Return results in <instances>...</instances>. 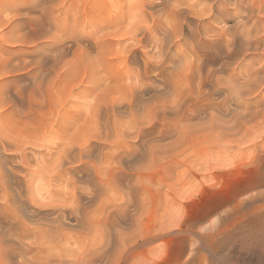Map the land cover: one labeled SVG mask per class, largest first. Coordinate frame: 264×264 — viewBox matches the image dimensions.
<instances>
[{
    "label": "rangeland",
    "instance_id": "1",
    "mask_svg": "<svg viewBox=\"0 0 264 264\" xmlns=\"http://www.w3.org/2000/svg\"><path fill=\"white\" fill-rule=\"evenodd\" d=\"M125 1L127 3H125ZM250 1L253 2L254 0H245V3H251ZM131 2L133 4L134 1L131 0ZM131 2L130 0H0V134L5 135L4 138H9L11 139V141L15 140L14 143L10 142L9 140L5 141L6 139H4L2 135H0V142L5 141L4 143L1 142L0 146L2 145V143L6 145L9 143L12 147L15 146L12 144L16 143V146H18V149L16 148V146L13 147L14 149L16 148L15 151L11 147H9V149L7 147L8 151L5 150L3 145L0 147V151H4L3 153H5L1 154L0 152V155H5V157L8 156V160H6L5 157L2 158H5V160H3L4 164L0 168V170L2 168L3 170L6 169L4 173L0 171V181L4 182L5 180V182H2V184L0 185V194H2L1 196H3V194L5 193L3 197H0V264H69L70 262L74 264H84L85 262H82L86 261L87 259L90 260V258L92 257L91 254L97 257L96 259L98 262L101 259V261L99 262H102L101 264H108L110 262H113L110 264H264V100L260 98L257 99L258 104L257 102H253V100L251 103L252 107H248L249 110L245 111H249V113L250 111L254 112V110L259 111H257L258 113L256 112L257 114H255V118L251 117V119L253 118L252 120L254 121H251L250 118L246 119L248 120V122L246 121L247 124L242 121V114L240 115V117H238V108L233 103L232 105L230 104V102L228 103L233 108L228 106L227 103L225 104V102H227L225 97H219L218 99V96H214L218 99H213L216 103H221L223 101V103L225 104V106H223L225 108H223V110L220 112H218V109L217 112L216 110H207L206 107L204 108L207 111H204L202 105L198 108L196 107V110L195 108L193 109L192 106H187L185 107V109H183V111H181V113H178L177 115L173 114L172 112L170 113H172L173 115H170L169 111L167 110L165 113L171 118L164 113L165 118L163 117L164 120H162L163 122H165L161 123L160 121L158 123L159 129H157V131H155L154 133H148L142 145L143 148L141 147L140 149H138L139 151L142 150L141 152L138 151L140 154L138 153L137 155L138 157H140L138 158L140 160L138 161L137 159L133 162H135L134 164L137 165V162L142 161V163H139L140 167L137 166L138 168H134L139 169L138 171H134L132 168V172H137H133L134 174H132L136 177L138 175L136 179L135 176L131 175L132 178L130 177V179L126 182L119 181L118 179H112L115 178L113 177V174V176H111V174L109 173V175L107 174L109 168L107 169L105 167H109L107 166V162L109 165V161L107 156H105L104 154L106 153V155H109V151L114 152V150H112L110 146L107 147L111 149H109V151L107 150V148L103 150H100L101 148H98L99 150H96V148L94 151L95 155L93 154L94 158L97 153L100 156V159H98V156H96L97 159H94L95 161L99 160V165L97 166V162H93V165L96 164L97 167L94 165L95 168H99L100 171L102 169L103 173L97 169V172L99 171V174L102 173V175H99V177H102V180L100 178V181H103L101 187L99 186L100 183L88 178L89 181H87L86 179L81 182V184H77L76 187L79 188L78 190H75L76 187L73 186L74 181H68V177L63 178L64 182L63 180L56 181V179L52 177L55 173L54 170H51L54 165V163L51 164V162L55 161L53 160L54 158L52 156H55L53 155V153L56 154L55 150L60 151V149L62 148L60 147L59 149V145H61L59 143H63L61 139L63 138L64 141H67L64 142V145L65 143L68 144L71 138V142L74 141L73 143H75L76 140V143L86 142L85 139H88L86 137L90 138V134L93 131V128L91 127L95 128L98 126L97 119L95 118L94 120L92 117H89L90 121H95H93V124H91L90 121H87L88 118L86 119V117H88V115H86L85 113L89 110H92V108L90 107L91 104L94 105V100H96L98 96L100 97V99H103V101L108 103L115 102V99L117 102L118 98L119 101L122 100L120 96H123V94H121L122 92H119L120 90L117 91V88H113L112 90L106 92L92 91V84L88 82V79H86V74L84 70H82L83 68L80 67V65L83 61L81 59V55L87 50L88 52L90 51L89 55L91 57L96 55V51L93 52L94 50H96V48L94 49V47H89V43H94L97 40V37H99V35L97 36L98 33L94 28L95 26L98 27L107 25L109 21H113L115 19V22L113 21V23H115L113 29L115 31L119 29L120 33L117 32L119 36L110 39V42H112V44H110L109 50H121L124 45L128 44V42L131 43V41L128 39L129 33H123L124 28L126 29L125 31L130 30L127 25L129 20L126 19L123 21L127 22L126 24L124 23L125 25L120 24V26L122 25V28L124 26L123 29L121 27H117V29L115 26L116 22H118V20L120 21V19L123 17V11L126 13L127 9L128 11L130 10L129 8L132 9V6L129 5V3ZM229 9L231 10V7H229ZM110 11L112 13L114 12L113 14L115 16L117 13L122 11L120 15L117 14V16H120V19L117 16L115 17ZM256 14L259 16H257ZM256 14H251L250 17L252 18L250 20L241 18L245 15H242L240 18L238 16L231 18L228 17V19H226V26L225 24H223L225 28L228 27L227 29H229V27L232 26L233 23L237 24L240 19L241 21L243 19L245 21L249 20L250 24H248L249 21H244L246 25L244 24V22V25L241 23V21L239 22L241 24L239 26V32L245 33L248 27H250L251 29L253 28L256 32H252L253 34H251V36L254 37V40L256 37L258 39H256V41L260 42L254 43L251 47L253 49L250 48L251 50H248V52H243L246 51L244 50L245 48L240 51V53H246V56L244 58L245 60L247 59L243 62V67L241 68L240 72H246V69H248L249 66L250 68H259L260 62L262 64L260 65V68L264 67V35H262L264 32L256 30L257 28L259 30H263L264 25H261V22L264 20V14L262 15L261 13L262 16L258 13ZM110 15L114 17L112 18ZM255 15L257 17V20L258 18L262 20L258 22L260 24L259 27L262 26V28L257 27L259 24L255 23ZM133 20L129 24L133 25L136 24V21H140V19H135L134 21ZM223 25H216V28H218L219 30V28ZM250 25L254 26L251 27ZM126 27H128L129 29ZM240 27L242 29H240ZM258 32H260V34ZM255 33H258L261 38L259 36H255ZM121 34H123L125 37H120ZM186 34L188 35V32H186ZM208 36L206 37L207 39L209 38L208 40H210V38L211 40L217 39L213 34H209ZM237 37L236 40H242V36L237 35ZM207 39H204V41H206ZM256 44L257 46L258 44L259 46L261 44L262 45L261 47H257ZM179 47L180 46H177L175 48L174 53H181L182 51H184L183 47H180L182 50ZM256 47L257 51H254ZM186 52L187 50H185V52L181 54L184 55ZM224 56L225 59L222 63H225V60L227 59L226 55ZM243 56L244 55H241V58H243ZM249 56H253L254 58L252 57V59ZM250 59L252 61L251 63L248 61ZM229 60L227 62H232ZM113 62L116 65L119 64L116 59ZM246 62L250 64L248 65L246 64ZM244 63L246 66L244 65ZM232 65L233 64H230V66L228 67L229 71H231L230 69L232 68ZM215 67L219 68V64ZM233 67H235V65H233ZM243 68L245 70H243ZM233 69L234 68H232V70ZM223 70L220 71L221 73L219 72L221 76L219 75V73L217 74L216 80H218V77H220L221 83H226L222 82V78L225 81L226 79L228 80L230 72L228 73L227 69L224 71ZM204 75L205 74L203 73L204 80H202V82L204 83V85L200 86L198 85L200 81H196L193 82L191 86L192 88L194 87L193 89H197L200 86L199 88H203V90L206 89L205 91L202 90L204 93L207 90L208 91L206 93H208L211 89V83L207 81L208 76ZM206 75L208 74L206 73ZM169 82H171V80ZM168 89L169 88H167L164 93H161V96H164L161 97L162 102L164 100L163 98L167 97L165 98V100L168 99L169 101L166 100L164 102L169 106H176L175 102L177 103V101L179 103L178 105H180L184 101V97L179 100L181 95L179 93L182 92H179L180 90L173 91L172 88H170L171 91ZM150 94H152V92H149L148 94H146V96H151ZM175 95H179L177 99ZM7 97L8 99H6ZM2 98H4L5 100L3 99L2 101ZM172 102L174 103V105ZM192 102L193 101L190 102L189 100V102L187 101L186 104L190 105L192 104ZM29 103L36 105H31L34 106V108H28ZM171 103L172 105H170ZM59 104H62L63 108H65V110L63 109V111L66 112L62 115H66L63 118L67 120V123L70 122V125L63 124L66 125L63 126L59 123V119H57L56 117V107ZM151 104L152 103L146 104L148 105V107H146L148 110L146 109L147 111L145 113L144 110H142L143 108H139L140 106H138V108H134V115L133 113L130 114L128 112V115L127 113L125 115V113L123 112L126 111V109H124V111L123 109H121V113H119L118 118L116 117L117 119L112 116V121H109L108 123L104 121L107 125L103 122V120H101L102 124L104 125H100L101 128L99 126V128H95L94 132H96L97 129V133L105 131V125L109 129H112L113 126L117 123V127L114 126L115 129L113 128L112 131L106 128L107 130L111 131L112 136H114L116 132H121V128L124 131L131 130L132 125H135L133 121H135L136 119L150 122L151 116L153 115L152 112H150L152 108L150 107ZM252 104H254L255 107ZM74 105H77L76 109ZM80 105L82 106L81 109H79V107H81ZM139 105L142 106L141 103ZM256 105H258L257 108ZM35 106H37L38 108L41 107L40 110L37 109L38 111L36 110V112L35 109L37 107ZM71 106L73 107L71 108ZM226 107H229L232 111L229 110V108L226 109ZM241 107L238 111L239 114L243 109V106ZM83 108L85 109V111ZM69 109H73V111L75 110V112L72 113V111H69ZM86 109H88V111H86ZM140 109L142 110V112L140 111ZM197 109L202 110L203 112H199ZM244 110L245 108L242 110V112ZM223 111L226 112H224V115ZM233 111L236 112V116L240 120H238V118L234 116L235 113ZM76 112L78 116L76 115ZM210 112L214 113L215 116L213 114L211 115ZM227 112L229 113V116H226ZM68 113L70 116L68 115ZM82 113L84 114L83 116H81ZM89 113L90 112H88L87 114ZM121 114L124 116L122 117ZM230 114H232L237 121L234 120L233 122L232 119L234 118H232L233 116ZM50 115L52 117H50ZM74 116H76V118ZM166 116L170 119H168ZM210 116H214V118L216 116L217 117L214 119ZM223 116L227 120V127L232 123H234L232 124V126H237H233V129L230 128L231 125L228 127V129L226 126L224 127V124L222 122L224 121L226 125V121L223 119ZM230 116L232 117L229 118ZM256 116H258L257 119ZM48 117L53 121H51V119L49 120ZM82 117L84 119H82ZM139 117L141 118L139 119ZM90 118H92L93 120ZM230 119L232 121L228 122V120ZM76 120L79 122H77ZM113 120L116 121V123ZM216 120L218 122L220 121L221 123H217ZM243 120H245V118ZM239 121L242 122L240 123ZM210 122L215 123L213 124L215 126L214 128L213 125L211 128ZM235 122H237L238 124ZM71 123H76V126ZM94 123H97L95 124L96 126L94 125ZM243 123L247 125V128H245V126L241 127ZM255 123H257L256 127H253ZM78 124L81 127H78ZM219 124L221 125L222 129L221 127H218ZM149 127L150 126H148L147 128ZM251 127L255 129L253 130V128ZM74 128H76V131L78 129V135H76L77 132L75 130L72 131V129ZM223 128H225V131H230V129H232L233 131L230 132L234 133V130L236 129L237 134L232 133L230 134V136L229 131L223 134ZM63 129L65 132L63 131ZM239 129H241V131H239ZM260 129H262L263 131ZM82 130L83 133H81ZM89 130L91 132H89ZM8 131L10 134H8L9 137H6V132ZM14 131L18 133L16 137L18 141L16 140V138L14 139V136H16V133L14 134ZM249 131L252 132L249 133ZM256 131H258V133ZM31 132L34 133L33 135L35 136V138L38 137L37 140L32 137L33 135L30 134ZM255 132L257 134H255ZM11 133H13L14 136L11 135ZM21 133H23L22 139L21 136H19L22 135ZM26 133L28 134V136H32L28 137V139ZM62 133L64 134V137H62ZM67 133L69 134L67 136V139L70 135L72 136L69 137V140H66L65 137ZM226 133L228 134V136L224 138V135L226 136ZM246 133H248V135H246ZM81 134L86 135V137L81 136ZM95 134L93 133L91 135L94 136ZM238 134H240V137H238ZM241 134H244L251 144L247 143L245 141L246 139H243L246 137L244 135L242 137ZM10 135L12 138L10 137ZM256 135L260 139H257ZM258 135H261V137ZM57 136H60L59 140ZM74 136H80L84 138L75 137V140H73ZM249 136H251L252 138ZM231 137H233L234 139ZM248 137L250 139H248ZM253 137H255V139L257 140L252 141L251 139L254 140ZM1 138L3 140H1ZM31 138L37 141H35L36 145L38 143L39 144L37 146L33 145L32 142L34 141ZM239 138H241L240 140H242V142H239ZM30 139L32 140V142H30ZM91 139H94L95 144L99 143V141L96 140V137H92ZM20 140L21 142L23 141L22 143H26L25 146L24 144L19 143ZM251 141L253 142V144ZM52 142L56 143L55 146L57 145V142H59L57 145L58 147L56 146V149L54 145L51 146ZM43 144L46 146L45 149L50 150L51 146L52 151L43 149ZM31 145L34 146V148H32ZM64 145L62 144L61 146ZM39 146L40 148H42L40 149ZM144 146L146 148H144ZM20 147L21 149L19 150ZM24 147L26 150L24 149ZM254 147L257 149H255ZM37 148H39L41 151H38L39 149ZM147 149L149 151H147ZM10 150H13L14 152ZM19 151H22L23 155L25 153L28 154L27 156L25 154V157L27 159L25 160L26 163H24L25 161L23 162V164L21 163L22 161L19 157ZM58 151H56L57 154ZM50 152L52 153V155ZM142 152H144L145 154ZM102 153H104V158L102 157ZM42 154H44V161L41 157ZM143 154L145 157L141 156ZM13 155H16L17 157L15 156V158L13 157ZM37 157H39L42 163ZM101 157L103 158V160ZM35 158L37 159V161ZM105 158L107 159V162ZM19 161L24 167V170L20 168L19 163H17ZM46 161L48 162L47 165H45ZM29 162L33 163V165ZM100 162H102L103 167L105 166V170L103 167H101L102 164H100ZM133 162L127 165V167H130L131 164V167H134L135 165H133ZM10 163L13 166H11ZM40 163L43 166L45 165V170L47 169L48 164L51 165L49 166L50 168L45 171L44 167H42L41 165L40 167H36ZM26 164L29 166H27ZM26 166L28 168H26ZM6 167L8 168V170H10L11 167L16 168L17 170L19 169L18 171L21 172H18V174L16 175L21 180L17 182L19 178L16 175H11ZM25 169H27L28 172ZM29 170L32 171L30 172L31 174L33 173L32 175H29ZM44 171L46 173L48 172L49 175H46ZM21 173L23 174V176H25V178H27L25 179L24 177H21ZM25 173H27L29 176ZM139 175L141 176L139 177ZM11 176L13 179L11 178ZM48 177L52 178V180H49L50 178ZM22 180H24L23 182H29L28 184L22 183ZM90 180H92L93 182ZM59 181L63 184H60ZM132 183L135 184L133 185ZM3 184H5L4 188H2ZM16 184L20 185L18 186ZM53 184L55 186H53ZM92 184H94L95 187ZM13 186L15 188H19H16V190ZM68 186H70L71 188H68ZM25 187L27 188L25 189ZM23 188L25 189V191ZM73 188L75 189L73 190ZM89 188H91V190H89ZM93 189H96L98 191L95 192L93 191ZM28 190L29 192H27ZM55 190L57 193H55ZM62 190L64 191L63 194ZM68 190L69 192H67ZM136 190H139V193ZM60 191L61 194H59ZM81 191L82 193L86 191L84 195L86 196L87 200L89 199V197L91 198V201L89 200L84 204V209L86 210H80V212L82 211L80 217H83L85 215L83 217L85 219L81 218V220L83 221L82 226L75 228L72 226L73 224L68 223L69 219L66 221L67 223L62 221V224H69L71 226L68 225L64 228L62 227L63 229L58 228L61 232H59V234L57 235V227H59L60 224L55 223L57 224L56 226L52 222L53 217L44 213V211L47 210L46 206L48 205V201L50 204L52 203L49 206L48 210L54 209L55 206L53 205H56L57 207L58 205H61V207L64 208L67 201L68 203H70V207L72 206L73 208H76V195L77 193H81ZM133 191L136 192V194ZM24 192L27 197H25V199ZM70 192L73 193V196L68 198L67 195H72ZM91 195H93V197H96L92 199ZM30 196L33 198L31 199ZM72 197L75 198L74 201ZM10 198H13V200H16V202ZM138 199H140L139 202H137ZM55 200L57 201L55 202ZM126 200L128 201V203L130 202L128 206L127 204L123 205V202L125 201L124 203H126ZM134 201L137 204H139L141 201L140 206H137ZM41 202H43L42 204L46 203L45 206H42ZM2 203L5 205L8 204V208H5L6 206ZM14 204L16 208L15 206H12ZM24 204L26 205V207ZM29 204L33 205L32 208ZM9 205H11L12 208L9 207ZM37 205H40L41 207ZM85 205L87 206V208H85ZM117 205H119L118 208ZM67 206V208H70L69 204ZM73 208L71 210H74ZM12 210L15 218L14 216H10L12 215ZM20 211L22 213V216H20ZM3 212H5L6 215ZM7 212H10L8 213L9 215H7ZM127 212H129L128 214L130 215H127ZM24 213L29 215L27 216ZM120 213L121 217L119 216ZM23 215L26 217H24ZM124 220H126V222ZM49 221L54 225L49 223ZM6 222H8L7 225H5ZM14 222L16 223L14 224ZM29 222L32 223L30 226H28ZM44 222L46 225L43 224ZM47 222L49 224H47ZM20 223H22V225ZM34 223L38 224V226L36 224L37 229ZM83 224H86V226H83ZM8 225L11 227H9ZM26 225L27 227L24 228V226ZM44 226H47L48 228ZM31 227H33L34 230H32L33 228ZM50 227L52 228V230ZM85 227L89 230H86ZM38 228L40 232L46 233L47 235L45 234L46 236H43L44 234L40 233ZM41 229L43 230L41 231ZM70 229L75 231H71ZM45 230L47 232H45ZM56 230L57 232H55ZM52 231H54L55 233ZM26 232L28 234L30 233L31 236L29 237L28 234L24 235ZM106 232L108 233L106 234ZM60 233H64V236ZM66 234L67 236H70V238L68 237L65 240L63 238H65ZM21 235L23 238L21 237ZM38 235H42V238H52H44L43 240ZM59 235H61L60 238ZM141 237L142 240H140ZM143 237L146 240L148 239V242ZM17 238L19 241L17 240ZM106 239L108 241L111 239V242H105L108 248L103 245ZM112 239H114V241ZM100 241H103V243H101ZM143 241L145 242L142 243ZM97 242L99 243L97 244ZM134 243L135 245H133ZM94 244L96 246L100 244L102 250H99V248H94L96 247ZM100 245L98 247H100ZM134 246L135 248H133ZM111 247L115 249H112ZM89 249L92 251V253ZM106 249L108 251L112 250V252L109 251L107 253L104 251ZM123 249H126V252ZM29 250L31 251L29 252ZM86 250L90 252H87V254L91 255L88 256L89 258L86 257L87 255H85ZM96 250H99L101 252H96ZM94 253H99V255L101 253V255H103L104 257L101 255L99 256L98 254L94 255ZM119 253L122 257H119ZM109 255L110 257H107L106 259V256ZM83 256L85 259L83 258ZM79 258L82 259L79 260ZM92 258L94 259L95 263V257ZM92 258L91 260H93ZM119 259L120 261H118ZM73 260L74 262H72ZM106 260L107 262H110L107 263ZM68 261L70 262L67 263ZM97 261L96 263L99 264ZM85 264H87V262Z\"/></svg>",
    "mask_w": 264,
    "mask_h": 264
},
{
    "label": "bare ground",
    "instance_id": "2",
    "mask_svg": "<svg viewBox=\"0 0 264 264\" xmlns=\"http://www.w3.org/2000/svg\"><path fill=\"white\" fill-rule=\"evenodd\" d=\"M132 1H134L133 2V4H132V2H131V0H130V2L131 3H129V5L130 6H132V9L131 8H129L130 10L128 11V9H127V12L125 13L123 10V13H124V15H123V17L121 18L122 19V21H121V19H120V13L122 12V11H120L119 13H117V14H119L118 16H117V14H116V16L117 17H119V19H120V21L118 20V22H116V28L117 27H121L122 28V25L120 26V24H126L127 22H123L124 20H129V22H128V27L130 28V30H127V31H125L126 29L124 28V26H123V33H129V40L131 41V43H129L128 42V44H126V45H124V47L121 49V50H117V51H114V50H109V48H110V44H112V42H110V39H113V38H115V37H117V36H119V34L117 33V32H119V29L118 30H114L113 29V27H114V24L115 23H113V21L115 20H113V21H109V23L107 24V25H104V26H93L94 28H95V30H96V32L98 33L97 34V36L99 35V37H97V42L95 41L94 43H92V42H90L89 43V47L91 46V47H94V49L96 48V50H94L93 52H95L96 51V55L95 56H90L89 55V52H88V50L85 52V53H83L82 55H81V59L83 60L82 61V63H81V65H80V67H82L83 69L82 70H84V72H85V74H86V79H88V82L89 83H91L92 84V91H94V92H96V91H98V92H106V91H109V90H112L113 88H117V91L118 90H120L119 92L121 93V94H123V96H120L121 98H122V100H120L119 101V98H118V101L116 102V99H115V102H105V101H103V99H100V97L98 96L97 97V99L96 100H94L95 101V103H93L94 105H92L91 104V107L90 108H92V110L90 111H88V109H89V107H88V109H86V111H88V112H92L91 114L89 113V114H87L88 112H85L86 113V115H88V117H86V119H87V121H90L89 120V117H92L94 120H95V118L97 119V121H98V124L97 123H94V125L95 124H97L100 128H101V126L102 125H104V124H102V121L101 120H103V122L104 121H106L107 123L109 122V121H112V119H111V117L113 116L114 118H118V115H119V113H121L120 111H121V109H123V111H124V109H126V111H124L123 113H125V115H126V113L128 112V113H133V115H134V108H138V106H140L139 108H143L142 110H144V113L148 110L146 107H148V105H146V104H150V103H152L151 105H150V107H152L151 108V110H150V112H152V116H151V121L150 122H145V121H143V120H141L140 118L141 117H139V119L140 120H138V119H136L135 121H133L134 122V124L135 125H132V127H131V130H122V128L120 129V131L121 132H119L118 131V133L116 132V134L114 135V136H112V133H111V131H112V129L114 128L115 129V127H117L116 126V121H114L115 123V127L113 126V128L112 129H109L108 127H106V125H105V131H102L101 133L100 132H98L97 133V131H98V129H97V131L96 132H94L95 131V128H99L98 126L97 127H91V128H93V131H92V133L91 134H95L94 136L93 135H91L90 133V138L89 137H86V135H83V134H81V136H85L86 138H88V139H85L86 140V142H82V143H76V141H75V143H73V142H71V139H70V142L71 143H73V144H71L70 142L68 143V144H66L65 143V145H64V142H67V141H64L63 140V138L61 139L62 141H63V143L61 142V143H59V142H57V145H58V143L59 144H63L64 146H61V145H59V149H60V147H62L61 149H60V151H58V150H55V153L57 154V152L56 151H58V154L56 155V154H54L53 153V155H55V156H52L54 159L53 160H55V161H53V162H51V164H53L54 163V165H53V168L51 169V170H54V176H52L53 178H55L56 179V181H58V180H63V178H66V177H68V181H70L71 180V182H73V186H75L76 187V185L77 184H81V182H83L84 180H86L87 179V181H89L88 180V178L89 179H93V180H95L96 182H98V183H100L99 184V186L101 187L102 186V184H103V181H100V178H101V180H102V177H99V175H102V169H101V171L99 170V168H97L100 172H102V173H98L97 172V169L95 168V166H96V164H97V166L99 165V160H97V161H95L94 159L96 158V156H98L99 158L98 159H100V156H99V154L97 153V155L95 156V158H94V155H95V149L96 150H99L100 148V150H103V149H106L107 147H109L110 146V148H112V150H114V152L113 151H109V149L110 148H107V150L109 151V155H106V153L104 154V153H102V155L104 154L105 156H107V158H108V161H109V165H108V162H107V159L105 158V160H106V162H107V166H109V167H105V168H109V170H108V172H107V174L109 173V174H111V176H113V177H115V178H112V179H118L119 181H127V180H129L130 179V177H131V175L132 174H134V173H137V172H134V171H138L139 169H134V168H138L137 166H139V163L141 162L142 163V161H140V162H137L138 163V165L137 164H134L135 162H133L134 160L136 161L138 158H140V157H138L137 155H138V153L139 152H141V151H139L138 149H140L141 147H142V145H143V143H144V141H145V139H146V135L148 134V133H154L155 131H157V129H159L158 127V123L161 121V123L163 122V117H164V113L168 110L169 111V114L170 115H173V114H178V113H181V111H183V109H185V107H187V106H192V108L194 109L195 108V110H196V107L198 108V107H200L201 105H202V107L204 108V107H206V109L208 110H211V111H213V110H216V112H217V109L219 110L218 112H220V111H222L223 110V108H225V107H223V106H225V104L227 103V105L228 106H230L231 107V105H232V103L238 108H236L238 111H239V108L241 107V106H243V109L245 108V110L242 112V110H241V112H240V114H239V112L237 111V115H239L238 117H240V115L242 114V116H241V118H242V121H244L245 123H246V121L248 122V120H246V119H249L250 118V120L251 121H254V120H252L251 119V117H254L255 118V114H257L259 111L258 110H254V112H251L250 111V113H249V111H247V112H245L246 110H249V108H250V106H251V103H252V101L253 102H257V99L258 98H260V99H262V100H264V67H262V68H260V65H262L261 64V62H260V65H259V68H250V66H249V68L248 69H246V72L245 71H242V72H240L241 71V68L243 67L242 65H243V62L244 61H246L245 60V54L246 53H240V51H242L244 48V50H246V51H243V52H248V50H251V49H253V48H251L252 46H253V44L254 43H256L257 41H256V37H255V40L253 39L254 37H252L251 36V34H253L252 32H254L255 30L252 28H250V27H248L247 28V31L245 32V33H241V32H239L240 30H239V26L241 25L239 22L241 21V19H240V21H238L237 22V24H232V26H230L229 27V29H227V28H225V26H226V19H228V17H235V16H238L239 18L242 16V15H245V16H242L241 18H244V19H251L252 17H250L251 16V14L252 15H254V13L256 14V13H258V14H260L261 15V13H262V15L264 14L263 12H264V0H254L253 2L252 1H250L251 3H245V0H132ZM129 2V1H128ZM125 3H127L126 1H125ZM126 6H127V4H126ZM125 6V7H126ZM229 7H231V10L229 9ZM110 10H112V9H110ZM115 11V10H114ZM244 11V12H243ZM111 12V11H110ZM246 12V13H245ZM112 13V12H111ZM114 13V12H113ZM112 13V14H113ZM122 13V14H123ZM114 15V14H113ZM257 15V14H256ZM256 15H255V20H256V22L255 23H258V22H260V21H262L260 18H258V20H257V17H256ZM261 15V16H262ZM111 16V15H110ZM109 16V17H110ZM115 16V15H114ZM113 16V17H114ZM115 16V17H116ZM122 16V15H121ZM257 16H259V15H257ZM112 17V16H111ZM112 17V18H113ZM237 17V18H238ZM118 19V18H117ZM116 19V20H117ZM130 19H136V20H138V19H140V21H136V24H133V25H131V24H129L130 22H132V20H130ZM242 20L241 21V23L243 24V22L245 21V20ZM111 20V19H110ZM133 20V21H134ZM248 20V21H249ZM228 21V20H227ZM248 21H245V22H248ZM115 22V21H114ZM245 22H244V24H245ZM253 22H254V20H253ZM263 22H264V20L261 22L262 24L261 25H264L263 24ZM113 23V24H112ZM236 23V22H235ZM124 24V25H125ZM223 24H225V26L223 25ZM243 24V25H244ZM248 24H250V21H249V23ZM247 24V25H248ZM252 24V23H251ZM259 24V23H258ZM126 25V26H127ZM216 25H223L222 27H220L219 28V30H218V28H216ZM246 25V24H245ZM251 27H253L254 25H250ZM256 26H257V24H256ZM260 26V24L257 26V27H259ZM128 27H126V28H128ZM218 27V26H217ZM242 27V26H241ZM240 27V29H242ZM128 28V29H129ZM245 28H246V26H245ZM250 28V29H249ZM255 28V27H254ZM259 28H262V26L261 27H259ZM244 29V28H243ZM256 29V28H255ZM245 30V29H244ZM256 30H258V31H260V32H264V27H263V30H259L258 28L256 29ZM186 32H188V35L186 34ZM256 32V31H255ZM260 32H258L259 34H260ZM120 33V32H119ZM122 33V32H121ZM127 33V34H128ZM257 33V34H258ZM127 34H125V35H127ZM209 34H213L214 36H216V38L217 39H215V40H211V38H210V40H208L206 37L209 35ZM256 34V33H255ZM255 35V36H259V34L258 35ZM262 34V33H261ZM121 35H123V34H121ZM120 35V37H125L124 35L123 36H121ZM237 35L238 36H242V40L240 41H238V40H236V37H237ZM262 35H264V33L262 34ZM261 35V36H262ZM211 36V35H210ZM246 36V37H245ZM209 37V36H208ZM260 37V36H259ZM258 37V38H259ZM263 37V36H262ZM238 38V37H237ZM241 38V37H240ZM261 38V37H260ZM204 39H207L206 41H204ZM239 39V38H238ZM258 40V39H257ZM240 42V43H239ZM262 42V41H261ZM263 42H264V39H263ZM257 43H260V42H257ZM116 44V43H115ZM262 45V44H261ZM261 45L259 46V44H258V46L259 47H261ZM177 46H180V47H183L184 48V51H182L181 53H183V52H185V50H187V52L184 54V55H182L180 52H178V53H180V54H178L177 52H175L174 53V50H175V48L177 47ZM256 46H257V44H256ZM257 46V47H258ZM263 46H264V44H263ZM179 47V48H180ZM257 47H256V49H254V51L256 50L257 51ZM111 48H112V46H111ZM251 48V49H250ZM181 49V48H180ZM260 49V48H259ZM182 50V49H181ZM238 50H239V52H238ZM263 50H264V47H263ZM226 53H225V52ZM253 51V50H252ZM244 55L243 56V58H241V55ZM224 55H226V58L229 60V61H232V62H227L226 60H225V63H222L223 61H224V59H225V56ZM248 55V54H247ZM224 57V58H223ZM249 57H251V56H249ZM253 57V56H252ZM251 57V58H252ZM248 58V57H247ZM254 58V57H253ZM252 58V59H253ZM117 60L118 62H119V64L118 65H116L113 61L114 60ZM219 59V60H218ZM263 59V58H262ZM250 63L252 62L251 61V59L250 60H248ZM263 61V60H262ZM250 63H247L246 62V64H250ZM255 63V62H254ZM253 63V64H254ZM259 63V62H258ZM263 63H264V61H263ZM219 64V68H216L215 66L216 65H218ZM230 64H233V65H235V67H233V65L231 66L232 68H234L233 70H232V68L230 69L231 71H229L228 69V67L230 66ZM244 65H245V63H244ZM247 65V66H248ZM207 66H210V67H207ZM246 66V65H245ZM264 66V65H263ZM253 67V66H252ZM209 68V69H208ZM207 69H208V71H207ZM228 70V73L230 72V74H229V78H228V80L226 79V81L222 78V82H226V83H221V79H220V77H218L219 79V81L218 80H216V77H217V74L221 71V70ZM223 70V71H224ZM243 70H245L244 68H243ZM203 73L205 74L204 76H208L207 77V81H209L210 83H211V89H210V91L208 92V93H204L203 91H205L206 89H204L203 90V88L201 89V88H199L200 86H202V85H204V83L202 82V80H204V78H203ZM206 73L208 74V75H206ZM221 73V72H220ZM220 73H219V75H220ZM68 74V73H67ZM66 74V75H67ZM221 76V75H220ZM197 77H198V79H197ZM225 78V77H224ZM206 79V78H205ZM171 80V82H169ZM196 81H200V83H198V85H200L197 89H193L192 88V86H191V84L193 83V82H196ZM206 82V81H205ZM203 83V84H202ZM196 85H197V83H196ZM208 85V84H207ZM193 86H194V84H193ZM167 88H169L168 90H170L171 91V89L170 88H172L173 89V91H179V92H182V93H179V94H181L180 95V98H179V100H181L182 99V97H184L183 99H184V101L180 104V105H178L179 103H178V101H177V103L175 102V104H176V106L174 105V103H173V105L175 106H173V107H171V106H169L168 104H166L164 101H169L168 99H166L165 100V98H167V97H165V98H163L164 100H163V102H162V98L161 97H164L163 95L161 96V93H164V91H166V89ZM203 90V91H202ZM24 92V91H23ZM71 92V91H70ZM149 92H152V94H150L151 96H146V94H148ZM165 93H167V92H165ZM169 93V92H168ZM177 94V93H176ZM15 96V95H14ZM179 96V95H178ZM178 96H176L175 95V97H176V99H177V97ZM214 96H218V99H219V97H225L226 98V101L227 102H225V104L223 103V99L221 100L222 102L220 103H216L213 99L215 98V99H217L216 97H214ZM16 97V96H15ZM34 97V96H33ZM5 98V97H4ZM4 98H2V101H3V99ZM120 98V99H121ZM161 98V99H160ZM168 98H170V97H168ZM173 98V97H172ZM6 99H8V97L6 98ZM30 99V98H29ZM34 99H36V98H34ZM34 99H32V100H34ZM174 99V98H173ZM172 99V100H173ZM217 99V100H218ZM5 100V99H4ZM189 100H190V102L191 101H193L192 102V104H190V105H187L186 103H187V101L189 102ZM262 100H261V102H262ZM35 101H37V100H35ZM111 101V100H110ZM113 101H114V99H113ZM5 102V101H4ZM29 102H31V101H29ZM34 102V101H33ZM32 102V103H33ZM230 102V104L231 105H229L228 103ZM260 102V101H259ZM8 103V102H7ZM28 104L29 106H28V108H30V107H33L34 108V106H31V105H36V104ZM35 103V102H34ZM37 103V102H36ZM142 104V106L141 105H139V104ZM170 103V102H169ZM172 103L170 104V105H172ZM5 104V103H4ZM62 104H64V103H62ZM62 104H59L56 108H57V114H56V117H57V119H59V123L61 124V125H63V124H68V125H70V122L69 123H67V120L65 119V118H63L64 116H66V115H62L63 113H65L64 111H63V109L65 110V108H63V106H62ZM257 104H258V102H257ZM263 104V103H262ZM39 105V104H38ZM37 105V106H38ZM40 105H41V103H40ZM226 105V106H227ZM253 106H254V104H252ZM37 106H35V107H37ZM55 106V105H54ZM54 106H53V109H54ZM75 106V109L77 108V105H74ZM79 106V105H78ZM81 106V105H80ZM257 106L258 105H256V108H257ZM260 106V105H259ZM39 107V106H38ZM36 108L35 109V111L37 110V109H39L40 110V108ZM67 107H68V105H67ZM73 106H71V108H72ZM149 107V108H150ZM249 107V108H248ZM252 107V106H251ZM255 107V106H254ZM55 108V109H56ZM82 108V106L81 107H79V109H81ZM229 107H226V109H228ZM231 108H233V107H231ZM242 108V107H241ZM7 109V108H6ZM78 109V110H79ZM84 109V108H83ZM147 109V110H146ZM190 109V108H189ZM200 109V108H199ZM205 108H204V111L206 110ZM252 109H254V108H252ZM263 109V108H262ZM30 110V109H29ZM67 110V109H66ZM134 110V111H133ZM142 110L140 109V111L142 112ZM198 110V109H197ZM206 110V111H207ZM229 110H231L230 108H229ZM228 110V111H229ZM251 110V109H250ZM260 110V109H259ZM34 111V110H33ZM38 111V110H37ZM36 111V112H37ZM69 111H72V113L73 112H75V110L73 111V109L72 110H70L69 109ZM81 111V110H80ZM83 111V110H82ZM84 111H85V109H84ZM83 111V112H84ZM199 112H201L202 110H198ZM197 111V112H198ZM232 111V110H231ZM235 111V110H234ZM233 111V112H234ZM258 111V112H257ZM139 112V111H138ZM170 112H172V113H170ZM203 112V111H202ZM224 112L225 111H223V115H224ZM230 112V111H229ZM257 112V113H256ZM264 112V111H263ZM31 113V112H30ZM53 113V112H52ZM71 113V112H70ZM80 113V112H79ZM128 113H127V115H128ZM211 113V112H210ZM226 113V112H225ZM235 113V117H237L236 116V112H234ZM234 113H232V114H234ZM245 113V114H244ZM260 113H261V111H260ZM51 114V113H50ZM54 114V113H53ZM93 114V115H92ZM129 114V115H130ZM137 114V113H136ZM214 115V113H211V115ZM219 114V113H218ZM221 114V113H220ZM232 114H230V115H232ZM68 115H69V113H68ZM76 115H77V112H76ZM84 114L82 113V115L81 116H83ZM91 115V116H90ZM122 115V114H121ZM146 115V114H145ZM165 115H167L166 113H165ZM217 115V114H216ZM222 115V114H221ZM259 115V114H258ZM261 115V114H260ZM264 115V114H263ZM70 116V115H69ZM72 116H73V114H72ZM71 116V117H72ZM78 116V115H77ZM94 116V117H93ZM124 115H122V117H123ZM168 116V115H167ZM166 116V117H167ZM175 116V115H174ZM215 116V115H214ZM214 116H210V117H213L214 118ZM226 116H229V113L227 112V115ZM233 116V115H232ZM232 116H230L229 118H231ZM234 116L232 117V118H234ZM50 117H52L51 115H50ZM75 118H76V116H74ZM101 117V118H100ZM120 117V116H119ZM168 117H170V116H168ZM167 117V118H168ZM217 117V116H216ZM215 117V118H216ZM224 117V116H223ZM237 117V118H238ZM257 117L258 116H256V119H257ZM49 118V117H48ZM68 118V117H67ZM92 118H90V119H92ZM116 118V119H117ZM165 118V117H164ZM166 118V119H167ZM171 118V117H170ZM170 118H168V119H170ZM214 118V119H215ZM220 118V117H219ZM245 118V120H243ZM51 118H49V120H50ZM70 119V118H69ZM79 119V118H78ZM77 119V120H78ZM82 119H84L83 117H82ZM85 119V120H86ZM92 119V120H93ZM99 119V120H98ZM111 119V120H110ZM115 119V120H116ZM163 119V120H162ZM212 119V118H211ZM225 121H226V125H225V123H224V121L222 122L223 124H224V127L226 126L227 127V120L225 119V117L223 118ZM255 119V120H256ZM73 120V119H72ZM76 120V121H77ZM93 120V121H94ZM218 120V119H217ZM216 120V121H217ZM220 120V119H219ZM233 120V122H234V120L235 121H237L235 118L234 119H232ZM231 119L230 120H228V122L229 121H232ZM238 120H240L239 118H238ZM263 120H264V118H263ZM51 121H53L52 119H51ZM55 121H56V119H55ZM93 121H90L91 122V124H93ZM96 121V122H97ZM168 121H170V120H168ZM215 121V122H216ZM222 121V120H221ZM241 121V122H242ZM261 121H262V119H261ZM77 122H79V121H77ZM82 122H83V120H82ZM95 122V121H94ZM165 122V121H164ZM163 122V123H164ZM167 122V121H166ZM240 122V121H239ZM240 122V123H241ZM58 123V124H59ZM89 123V122H88ZM217 123H221L220 121L218 122L217 121ZM232 123V122H231ZM235 123H237V122H235ZM51 124H52V122H51ZM59 124V125H60ZM71 124H74V123H71ZM76 124V123H75ZM74 124V125H75ZM80 124V123H79ZM78 124V125H79ZM210 124H211V128H212V125L213 124H215V123H212V122H210ZM222 124V125H223ZM232 124H234V123H232ZM232 124H229V126H230V128H232L233 126H237V125H233L232 126ZM238 124V123H237ZM247 124V123H246ZM246 124H244L243 123V125L241 126V127H243V126H245V128H247L246 126ZM249 124H250V121H249ZM253 124V123H252ZM256 124L257 123H255L254 124V126L253 127H256ZM264 124V123H263ZM101 125V126H100ZM110 125H112V124H110ZM109 125V126H110ZM218 125V124H217ZM63 126H66V125H63ZM76 126V125H75ZM93 126V125H92ZM96 126V125H95ZM119 126V125H118ZM148 126H150L149 128H147ZM228 126V127H229ZM239 126V125H238ZM78 127H81L80 125L78 126ZM215 126L213 125V128H214ZM218 127H221V125L219 124V126ZM228 127H227V129H228ZM253 127H251V128H253ZM263 127V126H262ZM90 128V129H91ZM106 128H108L109 130H111V131H109V130H107ZM239 128V127H238ZM244 128V129H245ZM257 128H260V127H257ZM257 128H256V130H257ZM65 129H67V128H65ZM76 128H74V129H72V131H74ZM216 129V128H215ZM221 129H222V127H221ZM225 128H223V130H224ZM226 129V130H227ZM233 129V128H232ZM232 129H230V131H233ZM235 129V128H234ZM236 129H237V127H236ZM236 129L234 130L235 131V133H236ZM242 129V128H241ZM241 129H239V131H241ZM255 128H253V130H254ZM79 130H81V129H79ZM92 130V129H91ZM118 130V129H117ZM252 130V131H253ZM260 130H262V129H260ZM28 131V130H27ZM30 131H32V130H30ZM63 131H64V129H63ZM68 131V130H67ZM66 131V132H67ZM69 131H70V129H69ZM76 131V130H75ZM77 131H78V129H77ZM76 131V132H77ZM229 131V130H228ZM228 131H225L224 130V132H223V134H225V132H228ZM229 131V132H230ZM251 131V132H252ZM263 131V130H262ZM23 132V131H22ZM65 132V131H64ZM63 132V133H64ZM76 132H74V133H76ZM79 132H81V131H79ZM88 132V131H87ZM87 132H86V134H87ZM89 132H91L90 130H89ZM238 132V131H237ZM243 132V131H242ZM246 132H247V130H246ZM250 131H249V133H251ZM257 133H258V131H256ZM255 132V134H257ZM7 134H6V137L8 136L9 137V135L8 134H10L9 133V131L8 132H6ZM16 132L14 131V134H15ZM24 133H25V131H24ZM62 133V134H63ZM69 133V132H68ZM67 133V135L65 136L66 137V140H69V137L71 136H69L68 137V139H67V136L69 135ZM71 133H73V132H71ZM70 133V134H71ZM81 133H83V130H82V132ZM232 133H234V132H230L229 133V135L230 134H232ZM234 133V134H235ZM241 133V132H240ZM17 134L18 133H16L15 135L16 136H14L13 135V133H11V135H13L14 136V139L17 137ZM22 135H19V136H21V139H22V136H23V133H21ZM27 134V133H26ZM30 134H34V133H30ZM36 134V133H35ZM79 133L77 132L76 133V135H78ZM88 134V135H89ZM233 134V135H234ZM237 134V133H236ZM244 134H245V132H244ZM243 134V135H244ZM0 135H2V134H0ZM11 135H10V137H11ZM32 135H30V136H28V134L26 135L27 136V138L28 137H31ZM151 135V134H150ZM240 134H238V137H240L239 136ZM243 135L241 134V136L243 137ZM246 135H248V133H246ZM252 135V134H251ZM3 136V138L5 137V135H2ZM18 136V137H19ZM25 136V135H24ZM38 136V135H37ZM36 136V137H37ZM228 136V134L226 133V136L224 135V138L225 137H227ZM231 136V135H230ZM245 136V135H244ZM258 136H260L261 137V135H258ZM32 137H34L35 138V136L33 135ZM58 137V140H59V137L60 136H57ZM62 137H64V134H63V136ZM72 137V136H71ZM75 137L76 138H84V137H77V136H74L73 138V140H75ZM92 137H96V140H98L99 141V143H97V144H95V141H94V139L92 140L91 138ZM236 137V136H235ZM246 137V136H245ZM249 137H251V136H249ZM248 137V139H250ZM12 138V137H11ZM25 138V137H24ZM23 138V139H24ZM38 138V137H37ZM37 138H35L36 140H37ZM231 138H233V137H231ZM230 138V139H231ZM252 138V137H251ZM254 138V140L253 139H251L252 141H255V140H257V139H260V138H258L257 137V135H256V138L257 139H255V137H253ZM4 139H6V138H4ZM29 139V138H28ZM32 139V138H31ZM30 139V140H31ZM149 139V138H148ZM234 139V138H233ZM241 138H239V140H240ZM247 143H250V141H248L247 140V137L246 138H243ZM1 140H3L2 138H1ZM7 140H9L10 142H13L14 143V141L12 140L11 141V139H9V138H7L5 141H7ZM16 140H17V138H16ZM26 140V139H25ZM29 140V141H30ZM34 142L36 141V140H34V139H32ZM32 140L30 141V142H32ZM40 140V139H39ZM81 140V139H80ZM235 140H236V138H235ZM238 140V141H239ZM4 141V142H5ZM18 141V140H17ZM78 141H79V139H78ZM83 141V140H82ZM147 141V140H146ZM232 141V140H231ZM251 141V142H252ZM1 142H3V141H1ZM1 142H0V144H1ZM3 142V143H4ZM23 142V141H22ZM21 142V140L19 141V143L21 144L22 143ZM26 142V141H25ZM34 142H32L33 143V145H36V142H35V144H34ZM39 142H41V141H39ZM233 142V141H232ZM239 142H242V140H240ZM244 142V141H243ZM246 142H245V144H246ZM2 143V145H3V147L5 148V150H7V147H8V149H9V147H11V148H13V147H15L17 144L15 143V144H12V145H15V146H11L8 142V144L6 145V144H3ZM147 143V142H146ZM257 143V142H256ZM255 143V144H256ZM22 144H24V143H22ZM26 144V143H25ZM25 144H24V146H25ZM29 144V143H28ZM39 144V143H38ZM37 144V145H38ZM55 144L56 143H53L52 142V144H51V146L52 145H54L55 146ZM141 144V145H140ZM251 144V143H250ZM252 144H253V142H252ZM254 144V145H255ZM259 144V143H258ZM1 145V146H2ZM36 145V146H37ZM42 145V144H41ZM40 145V146H41ZM44 145V144H43ZM56 145V146H57ZM0 146V147H1ZM23 146V145H22ZM21 146V147H22ZM27 146V145H26ZM32 146V145H31ZM40 146H39V148H40ZM50 146V145H49ZM51 146H50V150L52 149L51 148ZM56 146H55V149H56ZM149 146V145H148ZM3 147H2V149H3ZM18 146H16V148H17ZM21 147L19 148V150L21 149ZM45 145H44V148L43 149H45ZM58 147V146H57ZM253 147V146H252ZM259 147V146H258ZM16 148L14 149V151L16 150ZM32 148H34V146H32ZM39 148H37V149H39ZM42 148V147H41ZM40 148V149H41ZM48 148V147H47ZM54 148V147H53ZM99 148V149H98ZM143 148V147H142ZM144 148H146L145 146H144ZM255 148V147H254ZM18 149V148H17ZM24 149H25V147H24ZM28 149V148H27ZM38 150V151H41V150ZM42 149V150H43ZM255 149H257V148H255ZM26 150V149H25ZM33 150V149H32ZM36 150V149H35ZM34 150V151H35ZM45 150H49V149H45ZM49 150V151H50ZM54 150V149H53ZM111 150V149H110ZM144 150V149H143ZM146 150V149H145ZM8 151V150H7ZM10 151H13V150H10ZM13 151V152H14ZM28 151V150H27ZM52 151V150H51ZM105 151V150H104ZM139 151V152H138ZM147 151H149L148 149H147ZM1 152V151H0ZM4 152V151H3ZM3 152H1V154H5V153H3ZM17 152V151H16ZM20 153H19V157H20V160L22 161L21 163L23 164V162L25 161V160H27L26 159V157H25V154L23 155L22 154V151H19ZM24 152V151H23ZM30 152V151H29ZM47 152V151H46ZM94 152V153H93ZM101 152V151H100ZM99 152V153H100ZM146 152V151H145ZM51 153V152H50ZM142 153H144V152H142ZM16 154V153H15ZM36 154V153H35ZM40 154V153H39ZM38 154V155H39ZM46 154V153H45ZM94 154V155H93ZM140 154V153H139ZM145 154V153H144ZM144 154L143 155H141V156H143V157H145L144 156ZM28 154H26V156H27ZM41 155V154H40ZM43 155L44 154H42V159H43V161H44V158H43ZM47 155V154H46ZM49 155V154H48ZM51 155H52V153H51ZM50 155V156H51ZM104 155L102 156L103 158H104ZM16 155H13V157H15ZM34 156V155H33ZM49 156V157H50ZM3 157H5V155L3 156V155H0V168L2 167V165L4 164L3 163V160H5V158H6V160H8L7 158H8V156L7 157H5L4 159H2ZM10 157H11V155H10ZM17 157V156H16ZM15 157V158H16ZM31 157H32V155H31ZM51 157V158H52ZM101 157V158H102ZM142 157V158H143ZM38 159H39V157H37ZM56 158V159H55ZM93 158V159H92ZM103 158H102V160H103ZM11 159H13V158H11ZM32 159V158H31ZM36 159V158H35ZM35 159H34V162H35ZM97 159V158H96ZM104 160V161H105ZM140 159H138V161H139ZM144 160V159H143ZM33 161V160H32ZM36 161H37V159H36ZM39 161H40V159H39ZM50 161V160H49ZM52 161V160H51ZM101 161V160H100ZM104 161H102V162H104ZM11 162V161H10ZM14 162V161H13ZM41 163H42V161H40ZM93 162L95 163V162H97L96 164H94L93 165ZM102 162H100V164H102ZM105 162V163H106ZM131 162H133V165H135L134 167H131V165H130V167H127V165H129ZM17 163H19V166H20V168H22L23 170H24V167L21 165V163H20V161L19 162H17ZM24 163H26V161L24 162ZM30 164H32L33 165V163H31V162H29ZM38 163V162H37ZM41 163L40 164H38V166H36V167H40V165H41ZM47 161H46V164L45 165H47ZM140 163V164H141ZM11 164V163H10ZM50 164V165H51ZM18 165V164H17ZM27 165V164H26ZM44 165V166H45ZM49 164H48V166H47V169H49L50 166ZM105 165V164H104ZM8 166H9V164H8ZM7 166V167H8ZM11 166H13L12 164H11ZM27 166H29V165H27ZM26 166V168H28ZM31 166V165H30ZM42 167H44L43 165H41ZM96 166V167H97ZM114 166V167H113ZM6 167V168H7ZM32 167V166H31ZM30 167V168H31ZM35 167V166H34ZM101 167H103V164H102V166ZM100 167V168H101ZM103 167V168H104ZM140 167V166H139ZM105 168H104V170H105ZM132 168H133V172H132ZM21 169V170H22ZM33 169V168H32ZM43 169V168H42ZM46 169V170H47ZM131 169V170H130ZM6 170V169H5ZM5 170H3V168L0 170V171H2V173H4V171ZM7 170H8V168H7ZM19 170V169H18ZM16 168H12L11 167V169L10 170H8V172L11 174V175H13V176H15L16 174H18V172H21V171H18ZM27 172H28V170L27 169H25ZM44 170H45V167H44ZM45 170V171H46ZM50 170V171H51ZM44 171V173H46ZM30 172H32V171H30L29 170V173ZM52 172V171H51ZM50 172V173H51ZM6 173H7V171H6ZM5 173V174H6ZM105 173V172H104ZM9 174V175H10ZM20 174V173H19ZM25 174H27V173H25ZM24 174V175H25ZM33 174V173H32ZM31 173L29 174V175H32ZM49 175V173L47 172L46 173V175ZM108 174V175H109ZM113 174V175H112ZM140 174V173H139ZM21 177H24L25 178V176H23V174L21 173ZM28 175V174H27ZM26 175V176H27ZM28 175V176H29ZM6 176V175H5ZM8 176V175H7ZM17 176V175H16ZM132 176H135V175H132ZM141 175H139V177H140ZM18 177V176H17ZM51 177V176H50ZM50 177H48V178H50ZM119 177V178H118ZM137 177H138V175H137ZM136 176H135V179L137 178ZM11 178H12V176H11ZM19 178V177H18ZM27 178V177H26ZM25 178V179H26ZM132 178V177H131ZM8 179H9V177H8ZM13 179V178H12ZM23 179V178H22ZM24 179V180H25ZM19 180H21L20 178L17 180V182L19 181ZM24 180H22V183H27L28 184V182L26 181V182H23ZM28 180V179H27ZM49 180H52V178H50ZM73 180V181H72ZM55 181V180H54ZM54 181H53V183H54ZM90 181H92V180H90ZM132 181V180H131ZM1 182V181H0ZM3 182V181H2ZM2 182L0 183V185L2 184ZM4 182H5V180H4ZM3 182V183H4ZM11 182H12V180H11ZM15 182V181H14ZM21 182V181H20ZM63 182H64V180H63ZM93 182V181H92ZM102 182V183H101ZM116 182V181H115ZM133 182H135V181H133ZM16 183V182H15ZM51 183H52V181H51ZM59 183H60V181H59ZM62 183V182H61ZM60 183V184H61ZM70 183V182H69ZM68 183V184H69ZM122 183H124V182H122ZM10 184V183H9ZM50 184V183H49ZM63 184V183H62ZM88 184V183H87ZM95 184V183H94ZM94 184H92V185H94ZM118 184V183H117ZM133 184V183H132ZM135 184V183H134ZM133 184V185H134ZM4 185L5 184H3V187L2 188H4ZM13 185H14V183H13ZM16 185H20V184H16ZM57 185V184H56ZM71 185V184H70ZM25 186H27V185H25ZM30 186V185H29ZM53 186H55L54 184H53ZM72 186V187H73ZM79 186V185H78ZM14 187V186H13ZM13 187H11V188H13ZM70 186H68V188H69ZM82 187H83V185H82ZM94 187H95V185H94ZM93 187V188H94ZM129 187V186H128ZM128 187H126V188H128ZM133 187V186H132ZM15 188V187H14ZM17 188V187H16ZM15 188V189H16ZM19 188V187H18ZM17 188V189H18ZM22 188V187H21ZM27 187H25V189H26ZM29 188V187H28ZM66 188V187H65ZM71 188V187H70ZM79 188V187H78ZM78 188L76 187V189L75 188H73V190L75 189V190H78ZM84 188H85V186H84ZM96 188H97V186H96ZM103 188V187H102ZM131 188V187H130ZM16 189V190H17ZM24 189V188H23ZM25 189H24V191H25ZM87 189V188H86ZM125 189V188H124ZM15 190V191H16ZM20 190V189H19ZM72 190V189H71ZM82 190V189H81ZM84 190V189H83ZM88 190V189H87ZM89 190H91V188H89ZM99 190H101V189H99ZM4 191V190H3ZM2 191V192H3ZM58 191V190H57ZM93 191H95V192H97L98 190H96V189H93ZM135 191V190H134ZM133 191V192H134ZM137 191V190H136ZM139 191V190H138ZM137 191V192H138ZM9 192V191H8ZM17 192V191H16ZM27 192H29V190L27 191ZM48 192H49V190H48ZM63 190H62V194H63ZM66 192V191H65ZM67 192H69V190L67 191ZM74 192V191H73ZM86 192V191H85ZM85 192H83L82 193V191H81V193H77V195H76V208H73L72 206L70 207V203H68V201H67V203H66V208H65V206H64V208L63 207H61V205H58V207L56 206V205H53V206H55V208L54 209H49L48 210V208H49V206L52 204H50L49 203V201H48V205L46 206L47 208V210L46 211H44V213L45 214H47V215H51L53 218V220H52V222L55 224V223H59L60 224V226L59 227H57V230H58V233H57V235L59 234V232H61V231H59V229L58 228H61V229H63L65 226H68L69 224H62V221L63 222H66L68 219H69V221H68V223H71V224H73L72 226L73 227H75V228H78V227H81L82 226V220H81V218L82 219H85V218H83L85 215L84 214H82V215H84L83 217H80V215H81V212H80V210H86V209H84V204L85 203H87V201H91V198L89 197V199L87 200V198H86V196L84 195V193ZM1 193V192H0ZM4 193V192H3ZM23 193V192H22ZM51 193V192H50ZM49 193V194H50ZM55 193H57L56 192V190H55ZM72 195H67V197L69 198V197H71V196H73V193L72 192H70ZM135 194H136V192H134ZM139 193V192H138ZM5 194V193H4ZM4 194H3V196H4ZM9 194V193H8ZM27 194V193H26ZM59 194H61V191H60V193ZM68 194V193H67ZM74 194H76V193H74ZM88 194H89V191H88ZM2 194H0V197H3V196H1ZM16 195V194H15ZM24 195H25V192H24ZM51 195V194H50ZM94 195V194H93ZM93 195H91L92 196V199L93 198H95V197H93ZM7 196V195H6ZM89 196V195H88ZM25 197H26V195L24 196V199H25ZM31 197V196H30ZM29 197V198H30ZM65 197V196H64ZM16 198V197H15ZM18 198V197H17ZM20 198V197H19ZM22 198V197H21ZM27 198V197H26ZM33 197H31V199H32ZM73 198V201H74V197H72ZM10 199H12L13 200V198H10ZM31 199H30V201H31ZM20 200H22V199H20ZM59 200V199H58ZM139 200L140 199H138L137 200V202H139ZM2 201V200H1ZM11 201V200H10ZM13 201H15L16 202V200H13ZM51 201V200H50ZM57 200H55V202H56ZM61 201V200H60ZM93 201V200H92ZM22 202V201H21ZM63 202V201H62ZM70 202V201H69ZM125 202V201H124ZM123 202V205L124 204H127V206H128V204L130 203H128V201L126 200V203H124ZM4 203H5V201H4ZM7 203V202H6ZM9 203V202H8ZM14 203V202H13ZM18 203V202H17ZM17 203H15V204H17ZM40 203V202H39ZM43 202H41V204H42ZM54 203V202H53ZM58 203V202H57ZM56 203V204H57ZM61 203V202H60ZM89 203H92V202H89ZM134 203H135V201H134ZM133 203V204H134ZM140 203H141V201H140ZM140 203L139 204H137V203H135V204H137V206L139 205L140 206ZM3 204V203H2ZM10 204V203H9ZM15 204L14 205H12V206H15ZM45 204L46 203H44V204H42V206L44 205L45 206ZM55 204V203H54ZM63 204V203H62ZM69 204V207L70 208H67L68 205ZM132 204V203H131ZM3 205H5V204H3ZM20 205V204H19ZM18 205V206H19ZM25 205V204H24ZM24 205H23V207H24ZM30 205V204H29ZM87 205V204H86ZM85 205V206H86ZM90 205V204H89ZM88 205V206H89ZM121 205V204H120ZM6 206V207H5ZM4 207L5 208H8V204H6ZM12 206L11 205H9V207H11L12 208ZM32 206L33 205H30V207L32 208ZM37 206H40V205H37ZM60 206V207H59ZM122 206V205H121ZM132 206V205H131ZM134 206V205H133ZM25 207H26V205H25ZM35 207V206H34ZM41 207V206H40ZM52 207H50V208H52ZM119 207V205H117V208ZM124 207V206H123ZM136 207V206H135ZM10 208V209H11ZM15 208H16V206H15ZM14 208V209H15ZM21 208H22V205H21ZM36 208V207H35ZM74 209V210H71V209ZM85 208H87V206L85 207ZM116 208V209H117ZM137 208V207H136ZM13 209V210H14ZM44 209V208H43ZM119 209H121V208H119ZM123 209H125V208H123ZM13 210H12V215H10V216H14L13 215ZM17 210H19V209H17ZM17 210H15V211H17ZM36 210V209H35ZM76 210V211H75ZM115 210V209H114ZM4 211H7V210H4ZM118 211V210H117ZM127 211V210H126ZM133 211V210H132ZM24 212V211H23ZM27 212V211H26ZM43 212V211H42ZM87 212V211H86ZM119 212H120V210H119ZM3 213H5V212H3ZM8 213H10V212H7V215H9ZM15 213V212H14ZM88 213V212H87ZM116 213V212H115ZM118 213V212H117ZM129 212H127V215H130V214H128ZM20 216H22V213H21V211H20ZM25 214V213H24ZM132 214V213H131ZM5 215H6V213H5ZM25 215H29V214H25ZM19 216V215H18ZM18 216H16V217H18ZM24 216V215H23ZM119 216L121 217V213L119 214ZM6 217V216H5ZM24 217H26V216H24ZM41 217V216H40ZM14 218H15V216H14ZM28 218V217H27ZM31 218V217H30ZM127 218V217H126ZM17 219V218H16ZM19 219V218H18ZM26 219V218H25ZM47 219V218H46ZM121 219V218H120ZM14 220V219H13ZM20 220V219H19ZM23 220H24V218H23ZM27 220V219H26ZM119 220V219H118ZM18 221V220H17ZM21 221H22V219H21ZM30 221V220H29ZM51 221V220H50ZM49 221V223H51ZM61 221V222H60ZM121 221V220H120ZM123 221V220H122ZM125 222H126V220H124ZM13 222V221H12ZM25 222V221H24ZM27 222V221H26ZM40 222V221H39ZM85 222V221H84ZM16 222H14V224H15ZM48 222H47V224H49ZM53 223H51V224H53ZM67 223V222H66ZM90 223V222H89ZM8 224V222H6L5 223V225H7ZM21 225H22V223H20ZM19 224V225H20ZM32 223H30L29 222V225L28 226H30ZM35 224V223H34ZM37 224V223H36ZM36 224H35V227H36ZM40 224V223H39ZM41 224H42V222H41ZM40 224V225H41ZM43 224H45V222L43 223ZM51 224H50V226H51ZM53 224V225H54ZM58 224V225H59ZM18 225V224H17ZM46 225V224H45ZM52 225V226H53ZM56 226H57V224H55ZM86 226V224H83V226ZM88 225V224H87ZM9 226V225H8ZM37 226H38V224H37ZM43 226V225H42ZM69 226H71V225H69ZM9 227H11V226H9ZM25 227H27V225L26 226H24V228ZM44 227H47V226H44ZM63 227V228H62ZM29 228V227H28ZM27 228V229H28ZM31 228H33V227H31ZM41 228V227H40ZM48 228V227H47ZM51 228V227H50ZM49 228V229H50ZM54 228H56V227H54ZM67 228V227H66ZM65 228V229H66ZM70 228V227H69ZM21 229V228H20ZM36 229H37V227H36ZM35 229V230H36ZM73 229V228H72ZM72 229H70L71 231H75V230H72ZM85 229L87 230L88 228H86L85 227ZM29 230V229H28ZM32 230H34V228L32 229ZM38 230H39V228H38ZM37 230V231H38ZM43 229H41V231H42ZM47 230V229H46ZM45 230V232H47ZM51 230H52V228H51ZM57 230L55 231V232H57ZM89 230V229H88ZM11 231V230H10ZM24 231H26V230H24ZM24 231H23V233H24ZM49 231V230H48ZM107 231H110V230H107ZM21 232H22V230H21ZM20 232V233H21ZM28 232V231H27ZM25 233L24 235H27L28 233ZM30 232V231H29ZM33 232V231H32ZM39 232H40V230H39ZM52 232H54V231H52ZM54 232V233H55ZM40 233H42V234H44L43 236H46L47 234L46 233H43V232H40ZM39 233V234H40ZM66 233V232H65ZM74 233V232H73ZM108 232H106V234H107ZM110 233V232H109ZM46 234V235H45ZM61 234V233H60ZM64 233H62L61 235H63ZM70 234V233H69ZM112 234V233H111ZM16 235V234H15ZM23 235V236H24ZM29 235V237L31 236V234L29 233L28 234ZM33 235V234H32ZM56 235V234H55ZM61 235H59V238H60V236ZM113 235V234H112ZM39 236V235H38ZM48 236H50V235H48ZM64 236V235H63ZM62 236V237H63ZM67 234L65 235V238H63V239H65L66 240V238H70V236H67ZM15 237V236H14ZM21 237H22V235H21ZM41 239H43L44 240V238H46V237H43L42 238V235L41 236H39ZM58 237V236H57ZM61 237V238H62ZM115 237V236H114ZM23 238V237H22ZM48 238H52V237H48ZM48 238H46V239H48ZM105 238H106V235H105ZM109 238V237H108ZM113 238V237H112ZM144 238V237H143ZM29 239V238H28ZM102 239V238H101ZM145 239V238H144ZM17 240H18V238H17ZM25 240V239H24ZM113 241H114V239H112ZM116 240V239H115ZM140 240H142V237H141V239ZM146 240V239H145ZM148 240V239H147ZM146 240V241H147ZM15 241V240H14ZM19 241V240H18ZM20 241H22V240H20ZM68 241H69V239H68ZM71 241V240H70ZM107 239L104 241V244L103 245H105L106 246V244H105V242L107 243ZM137 241H139V240H137ZM16 242V241H15ZM101 243H103V241H100ZM108 242H111V239L108 241ZM145 241H143L142 243H144ZM148 242V241H147ZM99 242H97V244H98ZM100 243V244H101ZM141 243V242H140ZM99 244V245H100ZM109 244V243H108ZM111 244V243H110ZM114 244V243H113ZM95 245V244H94ZM98 245V246H99ZM112 245V244H111ZM110 245V246H111ZM133 245H135V243L133 244ZM132 245V246H133ZM28 246V245H27ZM96 246V245H95ZM98 246H96V247H94V248H99V250H102V248H101V245H100V247H98ZM104 246V247H105ZM138 246V245H137ZM143 246V245H142ZM26 247V246H25ZM103 247V248H104ZM107 248H108V246H106ZM139 247H140V245H139ZM30 248V247H29ZM92 248V247H91ZM112 248V247H111ZM132 248V247H131ZM133 248H135V246L133 247ZM132 248V249H133ZM31 249V248H30ZM112 249H115V248H112ZM128 249V248H127ZM130 249V248H129ZM90 250V249H89ZM97 251L96 250V252H101V251ZM125 252H126V249H123ZM135 250V249H134ZM31 250H29V252H30ZM91 251V250H90ZM105 252H109V251H111L112 252V250H104ZM124 251H122V252H124ZM87 252H89V251H87L86 250V254L85 255H87L86 257H88V256H91L92 255V257H95V259L97 258L96 256H93V254H91V255H89V254H87ZM93 252H94V250H93ZM124 252V253H125ZM131 252V251H130ZM85 253V252H84ZM84 253H82V254H84ZM90 253V252H89ZM91 253H92V251H91ZM104 253V252H103ZM96 254H98L99 255V253H96ZM95 253H94V255H96ZM106 254V253H105ZM125 254H127V253H125ZM125 254H123V255H125ZM76 255V254H75ZM84 255V256H85ZM100 255H101V253H100ZM99 255V256H100ZM108 255V254H107ZM122 255V254H121ZM130 255V254H129ZM79 256V255H78ZM84 256H83V258H84ZM101 256H103V255H101ZM77 257V256H76ZM91 257V258H92ZM104 257V256H103ZM103 257H102V259H103ZM107 257H110V255L109 256H106V259H107ZM119 257H122V256H120V253H119ZM89 258V257H88ZM91 258H90V260L89 259H87L86 261H83L82 263H86L87 262V264H97L96 263V261H97V259H96V261H95V263H94V259L93 260H91ZM82 259V258H81ZM80 258H79V260H81ZM85 259V258H84ZM99 259V258H98ZM79 260H77V261H79ZM63 261V260H62ZM67 261V260H66ZM71 261V260H70ZM70 261H68L67 263H69ZM100 261H101V259H100ZM99 261V262H100ZM118 261H120V259L118 260ZM122 261H124V260H122ZM60 262V261H59ZM58 262V263H59ZM64 262V261H63ZM72 262H74V260L72 261ZM98 262V261H97ZM98 262V263H99ZM106 262H107V260H106ZM105 262V263H106ZM108 262H110V261H108ZM107 262V263H108ZM125 262H127V261H125ZM71 263V262H70ZM69 263V264H70ZM84 263V264H85ZM102 263V262H101ZM101 263H99V264H101ZM110 263H113V262H110ZM110 263H108V264H110ZM119 263V262H118ZM122 263V262H121ZM66 264V263H65ZM71 264H74V263H71ZM77 264H79V263H77ZM104 264V263H103Z\"/></svg>",
    "mask_w": 264,
    "mask_h": 264
}]
</instances>
